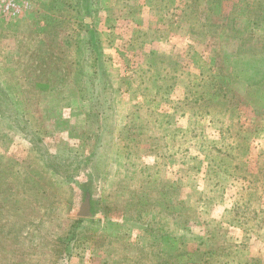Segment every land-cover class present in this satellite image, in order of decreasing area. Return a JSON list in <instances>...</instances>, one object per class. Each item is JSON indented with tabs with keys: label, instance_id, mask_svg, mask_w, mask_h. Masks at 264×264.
I'll return each mask as SVG.
<instances>
[{
	"label": "rangeland",
	"instance_id": "374dc122",
	"mask_svg": "<svg viewBox=\"0 0 264 264\" xmlns=\"http://www.w3.org/2000/svg\"><path fill=\"white\" fill-rule=\"evenodd\" d=\"M7 3L0 264H264V0Z\"/></svg>",
	"mask_w": 264,
	"mask_h": 264
},
{
	"label": "trees",
	"instance_id": "16d2710c",
	"mask_svg": "<svg viewBox=\"0 0 264 264\" xmlns=\"http://www.w3.org/2000/svg\"><path fill=\"white\" fill-rule=\"evenodd\" d=\"M264 60V59H262ZM260 61V60H258ZM259 70L261 75V78L264 79V73ZM258 76V75H257ZM259 83V82H257ZM256 83V84H257ZM261 86V85H258ZM262 88V87H260ZM258 88V89H260ZM16 104V101L14 98L11 96V93L6 89V87L0 82V121H7L10 124H14L18 130H21V122H20V112H19V107ZM25 127V126H24ZM26 128V127H25ZM38 150H42L43 146L41 143L35 144ZM48 155V154H47ZM50 160H47V164L49 167H52V165H56L61 168H68L71 170H78L82 169L83 165V159L78 155V154H61V155H56L55 157H51L50 155L47 156ZM46 159V158H45ZM52 159V160H51ZM54 159V163H53ZM56 169V168H55ZM84 221V219H79V222ZM176 243L178 246H181L186 242V238H178L175 239ZM169 242V241H168ZM170 243V242H169ZM166 254V253H164ZM211 264H214L212 261L210 262Z\"/></svg>",
	"mask_w": 264,
	"mask_h": 264
},
{
	"label": "water",
	"instance_id": "95a60500",
	"mask_svg": "<svg viewBox=\"0 0 264 264\" xmlns=\"http://www.w3.org/2000/svg\"><path fill=\"white\" fill-rule=\"evenodd\" d=\"M80 191V200L74 212V216L78 218H97L100 212L97 205V196L95 187L91 178L78 184Z\"/></svg>",
	"mask_w": 264,
	"mask_h": 264
},
{
	"label": "built area",
	"instance_id": "2783aa9c",
	"mask_svg": "<svg viewBox=\"0 0 264 264\" xmlns=\"http://www.w3.org/2000/svg\"><path fill=\"white\" fill-rule=\"evenodd\" d=\"M4 10V9H3ZM13 11L14 13L18 11L16 8V0H8V3L5 5V12Z\"/></svg>",
	"mask_w": 264,
	"mask_h": 264
},
{
	"label": "crops",
	"instance_id": "0c3cea01",
	"mask_svg": "<svg viewBox=\"0 0 264 264\" xmlns=\"http://www.w3.org/2000/svg\"><path fill=\"white\" fill-rule=\"evenodd\" d=\"M149 32V31H148ZM132 38H133V36H132ZM150 39L152 40V39H154V37H150ZM117 49V48H116Z\"/></svg>",
	"mask_w": 264,
	"mask_h": 264
}]
</instances>
